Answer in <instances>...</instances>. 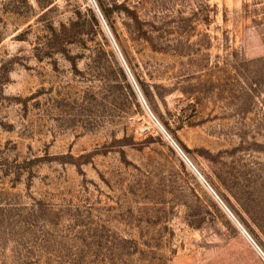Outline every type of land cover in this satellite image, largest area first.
Returning <instances> with one entry per match:
<instances>
[{"label": "rangeland", "instance_id": "1", "mask_svg": "<svg viewBox=\"0 0 264 264\" xmlns=\"http://www.w3.org/2000/svg\"><path fill=\"white\" fill-rule=\"evenodd\" d=\"M0 264H264V0H0Z\"/></svg>", "mask_w": 264, "mask_h": 264}, {"label": "built area", "instance_id": "2", "mask_svg": "<svg viewBox=\"0 0 264 264\" xmlns=\"http://www.w3.org/2000/svg\"><path fill=\"white\" fill-rule=\"evenodd\" d=\"M185 161H186V163L196 172V173H198L197 171H196V169L194 168V166L192 165V163L187 159V158H185ZM201 182L210 190V191H212V189L210 188V186L208 185V183L203 179V178H201ZM212 194H213V191H212ZM215 195V194H214ZM256 247V250L258 251V253L263 257V254H262V252H261V250L257 247V246H255Z\"/></svg>", "mask_w": 264, "mask_h": 264}, {"label": "bare ground", "instance_id": "3", "mask_svg": "<svg viewBox=\"0 0 264 264\" xmlns=\"http://www.w3.org/2000/svg\"><path fill=\"white\" fill-rule=\"evenodd\" d=\"M179 148V147H178Z\"/></svg>", "mask_w": 264, "mask_h": 264}]
</instances>
